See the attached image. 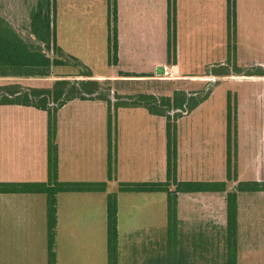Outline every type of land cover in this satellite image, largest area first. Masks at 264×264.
<instances>
[{"label":"crops","instance_id":"crops-1","mask_svg":"<svg viewBox=\"0 0 264 264\" xmlns=\"http://www.w3.org/2000/svg\"><path fill=\"white\" fill-rule=\"evenodd\" d=\"M184 2L185 0H177V32L178 21L184 13L182 11ZM116 3L119 46L117 65H129L126 70H120V72L133 76L153 77L125 78L112 76L102 78H106V81L109 82H124V80L126 82L134 79L149 80L168 77L169 67L165 64L168 61V1L116 0ZM194 8L195 12L204 10L205 15L212 14L214 16V10L221 12V15L218 14L219 16L223 15V18L219 19L222 31L221 48H229L228 1L195 0ZM108 10V0H57V17L58 20L62 17L63 32V20L66 18L72 19L68 21V31L74 29L73 25L76 24V20L73 17L76 16V13L83 16L100 15L99 19L103 21L102 27L105 26L106 28L107 57L109 56ZM208 10L209 12H207ZM85 27L89 28L90 26ZM263 29L264 0H237V45L242 49L247 48L245 37L248 32L253 31L255 34L256 31L261 32ZM61 47L64 50L66 46L62 43ZM159 47L163 50H160ZM65 50L70 55H77L71 48ZM81 61L85 64L88 63L86 60ZM259 62L260 60H255L253 63ZM150 63L154 69L161 67L162 71L155 74L156 71L152 73L151 71L148 72L146 68L142 69ZM135 66L137 68H133ZM175 67H172V71H178L180 76L177 80L179 81L202 84L201 82L204 81L201 80H205L203 76L182 75L180 74V66ZM260 77L262 76L251 74L242 78L254 81L264 80ZM102 78L94 76V80L99 82L103 80ZM195 79H200V81H194ZM258 83L260 84V82ZM212 92L209 98L197 109L177 121V181L179 183H226V191L178 193L177 225L174 235L188 236L189 242L185 246L188 247L191 255L194 248L206 247L217 249L225 256L226 236L228 235L227 197L229 193L235 191L239 182L262 183L263 162L260 156L262 150L260 142L262 140L258 134V151L253 154L254 158L251 157L254 160L252 163L250 161L244 165L243 160L241 162V156L243 157L246 152V146L241 144V138L243 134L247 133L251 136L253 132L250 131L251 129L245 133L243 131L244 125L242 128L241 124L242 108L238 101V180L237 182H230L227 171V103L221 112V119L216 118L210 122H205L206 126H216L217 128V131L209 132L212 135L210 139L205 140L200 135L194 136V131L191 130L201 128L204 119L194 118L200 116L202 109L212 97ZM112 110L115 116L112 143V180L108 181L110 150L108 105L106 102L98 100L83 101L79 99L68 102L57 113L58 180L62 183L108 182V193L117 194V221L120 236L137 237L138 235H150L154 232L159 233V235H167L168 210L165 193L119 192L121 183L144 184L165 183L167 181V119L152 115L145 108ZM2 111L4 113H1ZM38 113L41 116L40 122L30 120L34 116L33 114ZM47 115V112L34 107L0 105V183L32 184L47 182ZM191 119L197 122L190 121ZM17 128L23 130L17 131ZM215 139L217 140L216 143ZM242 149L245 151L241 155ZM175 189L176 186L172 185L171 191ZM91 194L100 196L95 197ZM41 195L0 194V235H30L29 233L46 235L44 231L48 232L47 225L41 229L38 226L40 221L43 225L45 220L47 223V199L45 203L38 201V199L35 200ZM106 198L107 193L58 194L57 244L59 235H85L86 232L89 235L104 234L106 235L107 256ZM237 204L236 264H244V258H248L242 257L240 254L243 247L240 243L241 235L249 234L254 230V224L257 222L256 217L261 215V209L264 205V191L238 193ZM40 207L42 213L37 210ZM21 208H24L23 219H20ZM92 208L96 210L94 218L88 213V210H92ZM123 231H125L124 234ZM203 241L205 243H202ZM4 244L0 243V264H12L11 251ZM102 248L104 250V243ZM189 263L193 264L194 262L191 260Z\"/></svg>","mask_w":264,"mask_h":264},{"label":"rangeland","instance_id":"rangeland-1","mask_svg":"<svg viewBox=\"0 0 264 264\" xmlns=\"http://www.w3.org/2000/svg\"><path fill=\"white\" fill-rule=\"evenodd\" d=\"M36 3L37 0H0V17L5 18L25 39L30 40L32 36L30 34L29 15ZM194 5L195 0H185L183 4L182 11L184 13L178 21L177 32L178 60L176 65L170 64L168 61L165 63L169 67V71L168 77H164V79H134L126 82L125 80L124 82H109L106 81V78L103 79L102 77H120L125 74L120 70H126L129 65L118 66V63L116 65L109 63V56H106V28L105 26L102 27L103 21L99 19L100 15L83 16L76 13V16L73 17L76 24L73 25L72 31H68L67 28L68 21L72 19L63 20L64 32L62 31V17H60L57 27L58 42L60 46L63 43L66 46L65 49L71 48L77 54L74 56L79 57V60H86L88 63L84 64L93 73H96L94 76L103 79L100 80L101 90L110 95L112 104L117 101V96L125 99L145 94L162 99L163 97H173L175 91H182L188 96L195 95L193 97L199 98L214 89L212 97L202 109L200 116L194 118L204 119L201 128L199 130L191 129L194 131V136L200 135L205 140L212 137L209 132L217 131L216 126H206L205 122H210L216 118L221 119V112L227 103L228 94H232V102L238 104L239 101L241 104V124L242 128L244 125V133L250 129L253 132V135L250 136L246 133L241 138V144L246 146L245 153V149L241 150V155L244 153L243 157L241 156V162L243 160L244 165L246 162L251 161L252 163L254 159L251 157L254 158L253 154L258 151V134H260V140H262L260 142L262 149L260 156L263 162L261 178L262 183H264V80L254 81L242 78L251 74L263 75L260 78H264V29L261 32L256 31L255 34L253 31L248 32L245 37L247 48L242 49L237 45L235 35L236 40L229 43V48L222 49V31L219 19L223 18V15L219 16L221 12L217 10H214V16L212 14L205 15L204 10L195 12ZM73 23L75 22L73 21ZM85 26L90 27L86 28ZM159 49L163 50L161 47ZM255 60H260V62L254 64ZM177 65L181 68L180 74L203 76L205 80L201 81L204 82L197 84L177 80L180 76L178 71H172V67ZM145 68L148 69V72L154 73L156 71L155 74L162 71L161 67L154 69L152 63L142 67V69ZM81 72L80 68L74 67L54 68L52 77L48 79L0 78V87L8 84H19L23 89H45L52 87L57 80H83L84 78L77 77ZM196 80L200 81V79L194 81ZM258 92L259 95H257ZM3 111L1 113H4ZM39 113L33 114L34 116L30 120L40 122ZM173 115L174 113L171 114L172 117ZM194 119L190 121H195ZM21 130L17 128V131ZM216 141L215 139V143ZM205 143L206 141L204 145ZM91 195L100 196L98 194ZM37 199L45 203L46 197L41 195L35 198V200ZM32 208L35 210L34 207ZM37 210L42 213L41 207ZM88 211L92 218L96 216L94 208ZM23 214L24 208H21L20 219H23ZM256 219L257 222L254 224L256 231L250 232L251 235H241L240 243L243 247L240 254L242 257L248 258H244V264H264V205L261 209V215L257 216ZM46 225V220L44 225L41 221L38 224L40 229ZM44 233L46 235H41L42 233L39 235H32V233H29L30 235H0V243H5L6 248L11 251L12 264H46L48 263L47 231ZM120 237L119 264H158L159 259L164 260L173 250L168 253L172 247H169L167 237L159 235L157 232L150 233V235H138L137 237L129 235H121ZM185 237L184 239H187V236ZM183 242L185 241L183 240ZM103 243L104 250L101 249ZM105 245L106 235L104 234L89 235L86 232L85 235H59L58 244L56 243L58 264H107ZM221 253L217 249L206 248L203 249V254L194 252L192 260L194 264H226V258Z\"/></svg>","mask_w":264,"mask_h":264},{"label":"trees","instance_id":"trees-1","mask_svg":"<svg viewBox=\"0 0 264 264\" xmlns=\"http://www.w3.org/2000/svg\"><path fill=\"white\" fill-rule=\"evenodd\" d=\"M168 1L167 18V55L168 62L177 61V0ZM228 1V32L230 42L234 41L237 28V0ZM108 53L109 63H118L117 3L108 0ZM30 40L25 39L5 18L0 17V78L27 79L52 77L54 68L74 67L82 72L77 76L83 80H57L50 88L23 89L19 84L0 87V105H19L34 107L48 113V180L45 183L7 184L0 183V194H42L47 199V260L48 264H58L57 243V196L68 193H107V264H119L120 235L118 232V200L116 193H108V182L102 183H62L58 180L57 113L59 109L73 100L102 101L108 105V181L112 180V143L113 110L120 108H145L152 115L167 119V181L165 183H121V193H165L167 195L168 227L165 235L169 244L168 253L158 264H190L194 252L203 254V247L188 252L185 235H174L177 223V194L215 193L226 191V183H179L177 181L178 136L177 121L192 113L211 92L201 97L188 96L185 92L175 91L173 97L157 98L154 95L141 94L132 98L116 97L112 104L109 94L101 90V83L94 80L92 70L82 61L63 50L58 42L57 0H37L31 9ZM240 75V74H237ZM263 76V75H260ZM125 78H152L153 76H133L122 74ZM174 113L173 117L171 114ZM227 171L228 180H238V142H237V102H232V94L227 98ZM176 189L171 191V186ZM264 184L239 182L235 191L227 197L228 235L226 236V264L237 261V195L263 191ZM183 240L185 242H183ZM202 243H205L203 241ZM159 255V254H158ZM187 255V256H186ZM189 257V258H188ZM194 264V263H193Z\"/></svg>","mask_w":264,"mask_h":264},{"label":"flooded vegetation","instance_id":"flooded-vegetation-1","mask_svg":"<svg viewBox=\"0 0 264 264\" xmlns=\"http://www.w3.org/2000/svg\"><path fill=\"white\" fill-rule=\"evenodd\" d=\"M261 184H264V183H261ZM264 191V190H263Z\"/></svg>","mask_w":264,"mask_h":264},{"label":"water","instance_id":"water-1","mask_svg":"<svg viewBox=\"0 0 264 264\" xmlns=\"http://www.w3.org/2000/svg\"><path fill=\"white\" fill-rule=\"evenodd\" d=\"M175 69H176V67H175Z\"/></svg>","mask_w":264,"mask_h":264}]
</instances>
